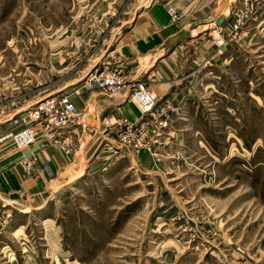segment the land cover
<instances>
[{"label": "rangeland", "instance_id": "rangeland-1", "mask_svg": "<svg viewBox=\"0 0 264 264\" xmlns=\"http://www.w3.org/2000/svg\"><path fill=\"white\" fill-rule=\"evenodd\" d=\"M167 1L0 0V143L10 142L19 156L12 137L1 136L25 125L44 141L42 130L53 135L51 141L63 140L71 126L79 128L72 131L77 139L91 141L82 121L54 133L30 123L28 113L50 97L67 95L81 120L97 118L87 94H115L97 87L94 75L114 67L131 80V72L142 70L143 76L159 64L155 56L124 65L117 44L139 14ZM180 1L192 23L173 60L184 81L172 91H181L196 70H209L193 61L195 42L189 40L199 36L214 45L221 58L213 65L217 80L228 83V91L217 86L212 105L191 102L189 117L199 113L201 134H191L196 119L173 126L183 114L175 105L157 111L155 103L143 112L133 101L142 115L137 123L114 109L103 113L99 121L106 117L112 124L99 122L101 138L79 173L37 196L0 197V264H264V5ZM169 7L186 16L174 3L165 6L167 14ZM233 18L246 22L235 35L222 29ZM226 54L228 63L222 61ZM130 127L141 147H133L132 137L121 141ZM184 127L189 133L178 134ZM30 146L24 152L34 157Z\"/></svg>", "mask_w": 264, "mask_h": 264}, {"label": "crops", "instance_id": "crops-1", "mask_svg": "<svg viewBox=\"0 0 264 264\" xmlns=\"http://www.w3.org/2000/svg\"><path fill=\"white\" fill-rule=\"evenodd\" d=\"M170 3H174L178 8L186 11V16L182 19L171 21L165 9V6ZM186 4L180 0H168L165 4H151L138 15L133 22L131 30L124 32L120 36L117 51L119 52L118 60L124 65H129L137 60H151L156 56V59L160 62L155 70L151 72L149 70L144 73L146 84L156 94V110H163L165 105H175L174 107L180 108L183 114L178 120L173 119L175 120L172 123L173 126L179 127L182 124H186L187 121L191 122L196 119V122L192 123L196 128L191 133L196 137L202 132L201 129L197 128L200 126L201 118L199 113L195 114L196 118L189 117V111L193 110L191 109V102L200 105L204 101L212 105L210 97L213 92H217V86L224 85L227 88L228 83L226 79L224 83H219L217 80L218 74L213 69V65L216 66L217 58H221L218 54H215L214 45L211 41L206 42L202 36H199L189 40L195 42L194 53L196 55H194L195 60L193 61L197 62L200 68L208 65L209 70H196L193 73L194 75L187 76L191 81H187L181 91H178V93L172 91L175 83L184 81L183 77L174 71L179 62L173 60L181 52V49L177 51L178 43L182 40V36L187 34L188 30L186 28L192 23L188 17L192 13L188 12L187 15ZM201 26L195 29L197 30L196 33H198L200 30L198 28ZM211 34L215 35L217 31L214 30ZM186 41L185 44H182V53L186 52L189 46V41ZM229 57L231 58V56ZM222 61L228 63V54L223 56ZM131 71L129 69L128 72ZM141 71L131 72L130 78H128L131 80L143 78L144 75L141 76L143 74ZM223 73L226 75L228 68ZM186 88L188 89L187 92H185ZM225 94L227 95L228 92ZM86 99L88 105L92 106V111L97 118L86 121L85 126L83 125L84 127L80 128H84L87 132L93 134L92 140L85 143L82 142L84 137L77 139L72 134V126L67 129L69 132L64 136L65 139L63 140L54 138V141H44L41 136L37 135L29 148V152L36 159V167L31 173L27 172L22 164L19 163L14 145L8 141L0 143V197H9L13 201H18L26 195L37 196L43 191L54 190L56 185L68 181L79 173L86 165L89 153H94L95 151L94 143L97 140L96 138H101V135H97L101 124L98 117L103 113L114 109L115 112L126 115L131 122L137 123L142 119L139 108L128 97L127 88L110 97L100 95L99 92L97 96H93V92H90L87 94ZM198 100L200 101L197 103ZM194 106L195 111H199V108L196 105ZM208 109L214 110L210 106ZM225 109L228 110L227 107ZM203 120L208 122L205 117ZM77 130L79 128L73 132L76 133ZM64 131L62 130L59 135H62L61 133L64 134ZM187 131V128L184 127L181 129V133H177L187 135L189 133ZM140 153L147 152L141 151ZM143 158L141 162L143 166H147V157Z\"/></svg>", "mask_w": 264, "mask_h": 264}, {"label": "built area", "instance_id": "built-area-1", "mask_svg": "<svg viewBox=\"0 0 264 264\" xmlns=\"http://www.w3.org/2000/svg\"><path fill=\"white\" fill-rule=\"evenodd\" d=\"M255 1L258 5H264V0ZM168 15L172 21L182 19L185 16L183 11H178L173 7L168 8ZM245 23V19L233 18L222 29L225 30L226 27H228L230 32L235 35L237 34L236 31L239 28H242ZM219 43L221 42H218L216 39L215 46ZM94 82L103 92L109 94H117L127 88L129 99L133 100L143 112H150L155 106L156 94L148 87L146 82L137 83L134 80H127L126 75L121 69L104 67L102 71L94 75ZM28 114L30 123L38 126L40 130L41 128L52 129L54 133L57 129H65L76 121H82L83 125L86 123V121L81 120L83 113L77 111L73 101L67 95L50 97L36 105ZM111 121V119H106L105 117L104 120H101V124H112ZM122 122L123 124L121 125H125L128 130L125 120ZM132 129L135 128L130 127L129 131ZM42 133L45 135L47 141L53 139V135L47 134L46 131L44 132L42 130ZM36 134L37 132H35L31 126L25 125L15 132H8L1 136L2 139L12 137L16 148L20 151L18 160L28 171L36 166V161L34 157L27 155L24 152V149L29 147L35 141ZM127 137L128 139H126ZM130 137L134 138V141L132 142L133 147L142 146L140 138L134 131H131L129 135H122L121 141L130 142Z\"/></svg>", "mask_w": 264, "mask_h": 264}, {"label": "water", "instance_id": "water-1", "mask_svg": "<svg viewBox=\"0 0 264 264\" xmlns=\"http://www.w3.org/2000/svg\"><path fill=\"white\" fill-rule=\"evenodd\" d=\"M223 21H224V18H223V17H220V18H218V20L216 21V24H217L218 26H220V25L222 24Z\"/></svg>", "mask_w": 264, "mask_h": 264}, {"label": "bare ground", "instance_id": "bare-ground-1", "mask_svg": "<svg viewBox=\"0 0 264 264\" xmlns=\"http://www.w3.org/2000/svg\"><path fill=\"white\" fill-rule=\"evenodd\" d=\"M133 101V100H132Z\"/></svg>", "mask_w": 264, "mask_h": 264}]
</instances>
